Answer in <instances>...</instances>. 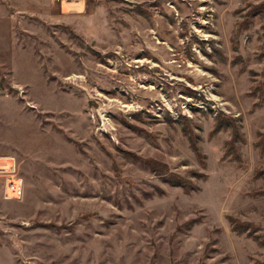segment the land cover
Segmentation results:
<instances>
[{"label": "rangeland", "instance_id": "obj_1", "mask_svg": "<svg viewBox=\"0 0 264 264\" xmlns=\"http://www.w3.org/2000/svg\"><path fill=\"white\" fill-rule=\"evenodd\" d=\"M31 3L0 0V264H264V0Z\"/></svg>", "mask_w": 264, "mask_h": 264}, {"label": "trees", "instance_id": "obj_2", "mask_svg": "<svg viewBox=\"0 0 264 264\" xmlns=\"http://www.w3.org/2000/svg\"><path fill=\"white\" fill-rule=\"evenodd\" d=\"M91 1V0H88ZM194 92L190 90L189 96L193 95ZM191 97V96H190ZM220 128V126L217 127L216 130H218ZM263 135V134H262ZM195 149H196V145H194ZM152 170L155 171L158 174H163V173H168L167 169H163V165H161L160 163L154 162L152 165H150ZM264 173V171H261ZM171 177L169 179L170 183L173 186H179L182 187L183 190L186 193H190L191 190L194 188V186L191 184V182L189 181H184L183 179H181V177H177V175L174 174H169ZM228 220L231 222L232 224V228L233 231H236L239 234H243V233H247L249 237H251L253 234H255V232L257 231V227L253 226L252 223H247V222H243L233 216H228ZM259 237V236H258ZM257 236L255 238H258ZM261 238V237H260ZM264 242V241H263ZM261 240V244L264 245V243Z\"/></svg>", "mask_w": 264, "mask_h": 264}, {"label": "crops", "instance_id": "obj_3", "mask_svg": "<svg viewBox=\"0 0 264 264\" xmlns=\"http://www.w3.org/2000/svg\"><path fill=\"white\" fill-rule=\"evenodd\" d=\"M31 1L34 2L35 0H30V2ZM36 2H37V4H35V3H31V4H34V5L39 6V7H47V6L52 5L54 0H36ZM47 2H49V3H47ZM3 159H8L11 163H12V161L14 163H17L16 159H14L13 157H4Z\"/></svg>", "mask_w": 264, "mask_h": 264}, {"label": "built area", "instance_id": "obj_4", "mask_svg": "<svg viewBox=\"0 0 264 264\" xmlns=\"http://www.w3.org/2000/svg\"><path fill=\"white\" fill-rule=\"evenodd\" d=\"M5 171H6L5 169H0V172H5ZM13 171H14V168H13Z\"/></svg>", "mask_w": 264, "mask_h": 264}]
</instances>
